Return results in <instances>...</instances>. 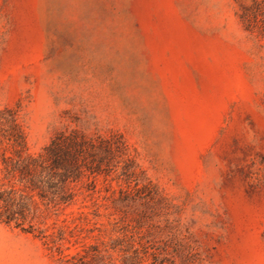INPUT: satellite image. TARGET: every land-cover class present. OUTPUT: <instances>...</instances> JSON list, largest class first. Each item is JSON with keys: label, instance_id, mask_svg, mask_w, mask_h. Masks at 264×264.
<instances>
[{"label": "rangeland", "instance_id": "374dc122", "mask_svg": "<svg viewBox=\"0 0 264 264\" xmlns=\"http://www.w3.org/2000/svg\"><path fill=\"white\" fill-rule=\"evenodd\" d=\"M72 130L120 136L128 179L62 253L0 223V264H264V0H0V133Z\"/></svg>", "mask_w": 264, "mask_h": 264}, {"label": "trees", "instance_id": "16d2710c", "mask_svg": "<svg viewBox=\"0 0 264 264\" xmlns=\"http://www.w3.org/2000/svg\"><path fill=\"white\" fill-rule=\"evenodd\" d=\"M0 143L9 149L0 155V223L32 234L59 253L71 243V226L84 216L81 207L67 211L78 197H90L97 177L107 178L121 163L119 176L129 177V158L118 135L61 131L37 154L28 152L20 133L2 131Z\"/></svg>", "mask_w": 264, "mask_h": 264}]
</instances>
